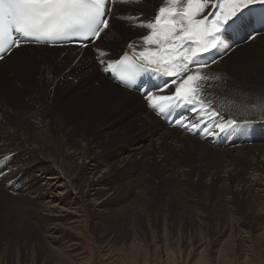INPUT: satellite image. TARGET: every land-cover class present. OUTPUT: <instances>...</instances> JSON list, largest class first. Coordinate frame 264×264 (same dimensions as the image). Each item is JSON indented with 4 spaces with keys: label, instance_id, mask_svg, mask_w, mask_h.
<instances>
[{
    "label": "rangeland",
    "instance_id": "rangeland-1",
    "mask_svg": "<svg viewBox=\"0 0 264 264\" xmlns=\"http://www.w3.org/2000/svg\"><path fill=\"white\" fill-rule=\"evenodd\" d=\"M112 1L109 0L110 3ZM132 8H136V6ZM145 8L146 6L143 7L144 10ZM141 9H138L141 16L143 19H147L144 18ZM108 17L110 18V16ZM109 18L110 29L117 32L118 27L121 28L123 24L110 22ZM150 22L151 20L148 24ZM258 29L259 34L264 33V27L259 26ZM108 32L109 29H106L100 38L103 40ZM119 33L121 34L122 31ZM133 37V34L128 35L126 33L123 38L118 37L112 40L111 44L109 43L110 46L105 44L103 48L99 49L105 54L111 53L108 61L102 60L104 64L107 63V67L115 58L116 50L119 47L121 50L122 46L129 44ZM254 40L248 42H252L251 46L246 50L242 48L238 55L243 58L244 65L248 64L250 59H254L257 65L251 70V73L254 76H260L264 75V52H258L256 56H252V53L259 48L264 49V35L259 36L258 40ZM20 52L16 51L12 54L14 57L11 58L10 55V58L4 59L0 64V70L3 71L0 78V132L5 130L6 122L9 120L12 126L18 125L10 117L15 110L24 111L22 103L13 102L17 99L23 101L26 97L35 98L37 100L35 104L29 103L28 98L25 101L34 110L38 109L37 105H44L48 117L46 119L41 117L39 122L48 123L50 127L51 121L53 122L51 116L55 113L59 114L57 115L58 118L64 119L67 113L73 112L75 109L80 112L85 105H92V95L89 93L91 89L86 88L89 90L87 93L85 88H77L78 85L74 86L73 83L68 84L67 82L66 84L63 83L64 85L60 89H55L52 87L53 79L49 80L44 77L39 81L40 75L38 73L40 68H43L42 60L49 63L57 52H49V58L45 60L39 59L42 51L37 50V48L25 51V54L30 53L34 56L32 60L19 58L24 56V52ZM59 52L64 53L66 49H60ZM255 53L257 51L253 54ZM159 56L160 54L157 55V57ZM261 56H263L262 61H257ZM230 61L235 68L239 67L240 63L235 62L237 61L236 58L230 59ZM11 66L17 69L12 82L19 83L18 80H20V82L26 83L29 88L31 87V90L26 91L22 88L20 89L22 93H14L7 88L8 81L5 80L4 76L10 74L8 71H11ZM109 71L110 68L108 67L106 72ZM234 71L236 72V69ZM19 72H24V74ZM104 72L100 73L104 74ZM230 74L235 81V88L238 87L244 91L242 92L244 98L249 97L247 92H252L255 103L264 104V82L262 80L244 78L243 70H239L238 74L230 71ZM210 79L217 81L214 76ZM46 80L47 82H45ZM98 80L99 78H96L95 81L92 80L88 84L96 87L99 83ZM39 82L40 84L37 85ZM175 87L172 85L152 96H166V94L168 96V93L173 95ZM74 88L77 90L72 91ZM218 89L221 90L222 87ZM252 93L251 95H253ZM256 97L261 98L256 99ZM141 99H139L141 101H134L143 102L141 104L146 107L150 106L148 98L142 96ZM131 102L134 104L133 111L118 122L117 128L120 127L119 124L124 122L126 124L132 120L136 115L135 113L140 110L137 104ZM247 105L250 104L247 103ZM199 106L196 105L197 108ZM233 108L235 111L239 110L236 105ZM154 111V113H158L156 110ZM86 119L85 117L84 121L81 122L77 119L66 121L67 126L64 132L71 131L73 126L77 128L72 130L70 140H76L82 134L87 138L92 137L95 131L94 126H96V122L100 121L94 118L87 119L88 121ZM33 128L37 134H31V141L40 143L41 140L45 142V139L53 138L54 134L47 128L44 130L36 125ZM143 131L152 135L149 130ZM132 132V129L128 130L125 135L122 134V138L125 140L131 136L130 141H135L136 135H131ZM174 134L179 136L180 132L177 131ZM0 136L1 139L5 138V136ZM103 140L109 142L103 145L105 147H99L100 150H104L100 153L101 158L103 157L109 163L115 159L117 151L120 149H115L118 145L109 146L113 145L118 138L110 139L106 135ZM150 140L154 142V139ZM130 141L129 143H131ZM15 142V139L5 141L6 149H15L17 147V142ZM123 143L121 148H125ZM148 143V141L144 142V144ZM250 146H252L251 150L245 152L239 151L233 154L221 151L220 153L203 155L204 157L201 155L199 157L198 150H194L193 147H187L186 154H183L180 148L179 151L177 150L178 153H173L168 146V148L164 146L157 154L158 158L153 154V151L146 150L147 152L143 153L145 156L142 155L141 159L130 161L125 170L112 166L108 181L110 191L114 192L108 199L112 201V204L106 205V209L102 212H95L92 209L87 210L86 207L92 208V206L90 207L89 203L81 201L76 204L77 207L75 208L76 214L84 213V216L81 217V223H78L80 230L76 233L56 230L55 235L57 237L52 240L44 236L47 223L50 220L44 222L42 218L35 217V208L39 206L40 200L27 197L24 193H14L13 189L1 186L4 190L7 189L3 191L10 196V200L5 201L4 204L0 202V264H264V245L261 244L258 237L260 231L254 224L255 212L261 207L264 209V196H257L253 192L245 193L236 189L240 181L247 180V177L254 173L252 169L264 176V156L260 155L254 145ZM124 148L120 149L119 155L124 151ZM229 148L237 149L236 147ZM211 149L214 150L215 148L212 147ZM127 154L130 153L127 152ZM29 157L30 155L26 154L24 159ZM196 157L199 158L195 160ZM157 159L161 160L156 162ZM174 159L179 164L181 163L178 166L186 168L185 176L178 177L170 171L171 169L166 170L167 166L174 162ZM252 161L255 165L254 168L251 165ZM6 167L9 165L4 166V168ZM9 171L10 169H6L2 174L4 177L1 181L2 184L16 174L13 172L9 175ZM72 172L69 164L68 173L71 174ZM20 177L21 175H17L16 180ZM28 181V179H23L21 185L26 186ZM13 193L14 196H12ZM59 205L60 207L65 206ZM230 210L241 220L239 225H241L240 230L243 233L240 239L245 241L243 251L236 246L238 238L235 237V233L231 237L227 235L226 223L229 220L227 214ZM162 211L167 214L166 224L168 226V233L164 237L159 233L162 224ZM73 216L80 219L78 215ZM149 226L155 232L154 244ZM215 228L216 230H213ZM177 229L180 232L178 240L175 238ZM199 230H201V234L198 232ZM215 237L217 238L215 239ZM213 240H219V243H214V245L211 243ZM71 244L77 245L73 251L71 249L74 246L66 247ZM210 246L212 251L208 250ZM75 252H80L81 255L78 257L82 259L77 260L74 257Z\"/></svg>",
    "mask_w": 264,
    "mask_h": 264
},
{
    "label": "bare ground",
    "instance_id": "bare-ground-1",
    "mask_svg": "<svg viewBox=\"0 0 264 264\" xmlns=\"http://www.w3.org/2000/svg\"><path fill=\"white\" fill-rule=\"evenodd\" d=\"M133 6H136V8H132ZM145 6L146 8L144 10L143 7ZM164 6H167L166 0H113L112 3L106 0V8L108 10V16H110V22L112 21L123 25L121 28L118 27L117 32H113L112 29H110L111 24L109 23L108 35H105L103 40L99 37L95 42L90 41L84 48L22 44V46L16 50L18 52L21 51L20 53L24 52V56L19 58L30 60H32L34 56L30 53L25 54V51L34 48L42 51L39 55V59L44 60L49 58V52H57L49 63L43 62L42 60L43 63L41 62V65L43 68H40V72L38 73V75H40L38 78L39 81L44 77L49 80L53 79L52 87L55 89H60L66 82L68 84L73 83L74 86L78 85L77 88H85V92L87 93L91 89L89 93L92 95V105H85L84 109L80 112L74 108L75 111L67 113L64 119L58 118L57 115L59 114L55 113L51 116L53 120V122L51 121V127L48 123L39 122L41 117L45 119L48 117V112L43 107L44 105H37L38 109L34 110L29 107L25 101H27L26 98H28L29 103L35 104L37 101L35 98L26 97L23 101L17 99L13 102L22 103L24 111L18 112V110H15L14 114L10 117H12L13 122L18 125L16 127L12 126L11 121L8 119L9 121L7 120L8 122H6L5 130L0 132V135L5 136V138L2 139L0 136V202L4 204L5 201L10 200V196L4 192L7 189L4 190L2 187L13 189L14 193H24L27 197L33 199L38 198L40 204L35 208V217L42 218L44 222L50 220V222L47 223L44 234V236L50 240L57 237L55 235L56 230H66L72 233H76L80 230L78 223H81V217L84 216V213L76 214L77 211L75 208L77 207L76 204L81 201L89 203L92 208L86 207L87 210L92 209L95 212H102L106 209V205L112 204V201L108 200L114 193L110 191V183H108L111 172L110 167L114 166L125 170L130 161L141 159L142 155L145 156L143 153L146 150L153 151V154L158 158L157 154L160 153V149L164 146H168L173 153H178L177 150L180 148L183 154H186L185 151L187 147H193L194 150H198V156L201 157L210 153H220L221 151L233 154L239 151L245 152L251 150L252 146L250 145H254V148L260 152V155L264 156V104H256L252 92L253 95L247 92L249 97L244 98L242 93L244 91L240 90L238 87L235 88V81L230 74V71L238 74L239 70H243L245 74L243 75L244 78L246 77L248 80L256 78L264 82V75L254 76L251 73V70L257 65L256 61L250 59L249 63L244 65L243 58H240L238 55L242 48L246 50L251 46L252 42L248 43L252 40L248 38L249 33L255 36L254 41L258 40L259 36L264 35V33L259 34V26H256L255 30L253 27H248L239 34H229L227 42L231 44V48L228 49L227 52L221 50L219 54H206L203 57L209 61L208 66L200 70L202 75L207 76L208 79L197 82L200 88L198 98H200L203 103L199 104V110L194 113L190 110L193 105H186L182 102L184 104L182 105L184 112L180 116L182 117L181 121L176 126L167 125L165 121L162 120L161 114L157 115L154 113V110L157 111V109L149 105L147 107L145 105L143 106L141 104L143 102L139 103L134 101L142 100L141 97L144 95H142L140 91L129 90L116 82L113 73H110V71L117 58L124 52L132 54L146 65L153 68H160L161 73L157 76H153L156 78L158 85L154 87L148 95L152 96L164 90V81H168L170 86H172L171 80L175 78L162 75L164 65L160 62V56H152L150 52H147V49H155L157 45H146L142 39L152 31L146 27V25H148L150 20L152 23L155 22V17L159 14L160 7ZM139 8H142L141 12L144 14V18L147 19H143V16H141L138 10ZM227 8L228 5L226 4L225 9ZM209 11L216 12L217 8L211 7ZM149 13L150 15H148ZM111 17L114 19L112 20ZM197 18L199 19L200 17ZM120 31H122L121 34L119 33ZM126 33L128 35L133 34L134 37L129 44L122 46L121 50H119L121 47L116 50V56L111 63L112 67L107 73V63L104 64L102 60L105 59L108 61L111 57V53L105 54V52L99 49L103 48L105 44H111L112 40L118 37L123 38ZM129 45H132V47ZM239 46L241 47L239 48ZM67 48L69 49L67 50ZM15 49L16 48L13 47V50L8 56L4 57V59L8 58L10 55L11 58L14 57L12 54L16 53ZM60 49H66V52H59ZM141 51H145L149 59L155 60L156 63L147 64V61L139 56ZM256 51L257 53L253 54ZM256 51L252 53V56H256L258 52H264V49L259 48ZM160 55H163V53ZM213 58L216 60L214 64L210 62ZM234 58L237 60L235 62L240 63L238 68H235L230 61V59L232 60ZM262 59L263 56L259 57L257 61H262ZM3 60H0V64ZM235 69L236 72L234 71ZM16 70L17 69L11 66V71H8L10 74L4 76L5 80L8 81L7 88L14 93L21 92L20 89L22 88L26 91L31 90V87L29 88L26 83L20 82V80H18L19 83L12 82L15 78L14 75L16 74ZM102 71H105L104 74L100 73ZM19 73L24 74V72ZM2 74L3 71L0 70V78ZM213 76L217 78L216 82L210 79ZM96 78H99L98 85L96 87L90 86L88 83L92 80L95 81ZM45 82H47V80ZM38 84H40V82L37 83V85ZM241 85L245 87L243 84ZM221 87L222 89L219 90L218 88ZM77 88H74L72 91L77 90ZM32 89L38 92L36 89ZM44 91L46 92L47 90L45 89ZM260 98L261 97H256V99ZM131 101L137 104L140 110L135 113L136 115L132 120L126 124H124L125 122L119 124L120 127L117 128L118 122L129 116L128 114H131L133 111L132 108L134 104ZM167 103L168 102L161 101L159 102V104H161L159 107L162 108ZM247 103L250 105H247ZM234 105L237 106L239 109L238 111H235L233 108ZM85 117L87 119L94 118L100 121L96 122L92 137L87 138L82 134L80 138L70 140L69 137L72 134V130L74 131L77 128L73 126L71 131L64 132L67 126L66 121L77 119V121L81 122L84 121L83 119ZM87 119L86 121H88ZM34 125L44 130L47 128L49 131H52L54 134L53 138H47L45 142L41 140L40 143L31 141V134H37V131L33 128ZM236 127H238V129H236ZM130 129L133 130L131 135H136L135 141L132 140L133 142L130 141L131 136L126 138V141L122 138V134L125 135ZM143 130L151 131L152 135ZM177 131L180 132L179 136L174 134ZM105 134L108 135L110 139L113 137L118 138L113 145L109 146L108 144L109 147L118 145L115 149H123L124 147L121 148L122 142H124L123 145H125L124 151L119 155V149L115 159L109 163H107L103 157L101 158L102 155L100 153L104 152V150L99 149L100 146L109 142L103 140V137L106 136ZM14 139L17 142V147L12 150H10L11 148L6 149L5 141H12ZM150 139H154V142ZM51 140L53 141L50 142ZM129 141L131 143H129ZM145 141L149 143L144 144ZM212 147L215 149L212 150ZM229 147H236L237 149H231ZM240 147L241 149H239ZM127 152L130 154H127ZM26 154L30 155L28 159H24ZM179 154H177V156ZM199 157H196L195 160ZM161 158L163 157L161 156ZM160 160L161 159H157L156 162ZM69 164L73 170L71 174L68 173ZM178 164V161L174 159V162H171L166 170L168 171L171 169L170 171L173 174L178 177H183L186 174V168H181ZM8 165L9 167L4 168V166ZM251 165L252 168H254L255 165L253 161ZM102 166L104 167L102 168ZM6 169H10L9 175L13 172L16 174L13 175V177H9L5 183L2 184L1 181L4 179L2 174ZM252 170L254 173L249 175L247 180L240 181L236 189L245 193L253 192L257 196H264V176H262L260 172L256 173L257 170ZM17 175H21L20 179L18 178L19 182L17 181L18 179L16 180ZM23 179L29 180L26 186L21 185ZM14 193L12 196H14ZM59 204L65 206L60 207ZM262 208L263 207L257 209L255 212L254 224L260 231L258 237L261 244L264 245V209ZM162 212V224L159 233L164 237L168 233V226L166 224L167 214L164 211ZM73 215H78L80 219L75 218ZM227 216L229 219L226 223L228 227V229H226L227 235L231 237L233 233H235V237L238 238L236 246L237 248L240 247L242 249L241 251H243L245 248V241L240 239L243 233L240 230L241 225H239L241 220L235 216L232 210L229 211ZM213 230H216V228ZM149 232L152 236V243L154 244L155 241L153 239L155 238V232L150 226ZM198 232L201 234V230ZM179 234V229H177L175 233V238L177 240L179 239ZM216 238L217 237H215V239ZM211 243L217 244L219 240H213ZM69 246H74L71 249L73 251L76 249L77 245L71 244L66 247ZM208 250L212 251V247L210 246ZM74 255L77 260L82 259L78 257L81 255L80 252H75Z\"/></svg>",
    "mask_w": 264,
    "mask_h": 264
},
{
    "label": "snow or ice",
    "instance_id": "snow-or-ice-1",
    "mask_svg": "<svg viewBox=\"0 0 264 264\" xmlns=\"http://www.w3.org/2000/svg\"><path fill=\"white\" fill-rule=\"evenodd\" d=\"M166 4L160 7L155 22L146 25L152 31L142 39L146 45H157L147 49L152 56L163 53L159 57L164 65L162 75L175 78L171 80L175 92L168 96L146 95L158 112L162 110L161 101H182L193 105L190 110L195 113L199 110L196 105L203 103L198 99L197 82L208 79L200 71L209 64L203 57L221 50L227 52L231 48L227 42L229 34H239L248 27H264V0H166ZM211 7L217 11H209ZM107 15L106 0H0V52L19 48L23 43L48 44L66 30L83 31L84 39L99 38L109 28V20L104 18ZM248 38L255 36L249 33ZM139 56L147 64L156 63L145 51ZM210 62L214 64L216 60ZM120 63L118 78L126 83L134 78L136 66L126 60ZM139 68L161 73L160 68H148L146 64ZM163 87L168 89L170 83L164 81Z\"/></svg>",
    "mask_w": 264,
    "mask_h": 264
}]
</instances>
